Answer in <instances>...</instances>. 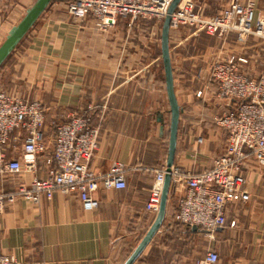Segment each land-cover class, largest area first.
<instances>
[{"label": "crops", "instance_id": "obj_1", "mask_svg": "<svg viewBox=\"0 0 264 264\" xmlns=\"http://www.w3.org/2000/svg\"><path fill=\"white\" fill-rule=\"evenodd\" d=\"M37 0H0V49ZM191 1L210 17L227 0ZM264 19V0H256ZM162 23L118 18L97 26L92 16L68 14L66 0H53L0 61V92L44 108L43 142L52 148V123L80 115L97 127V147L88 164L94 175L123 168L126 187L98 190L94 211L82 210L74 195L54 191L38 204L17 198L0 210V253L20 264H123L156 214L144 211L153 175L146 168L166 165L170 107L161 55ZM234 34L223 38L194 28L168 32L173 94L178 108L173 166L199 173L211 167L225 146V131L214 122L229 107L218 101L209 82V65L235 55L247 60L241 70L250 78L264 74V49L252 38L244 46ZM263 49V50H262ZM201 91V96L196 93ZM10 135L9 159L20 158L21 141ZM49 153L37 156L35 170L0 174V194H15L30 182L48 177ZM249 199H235L226 209V225L209 238L170 223L178 195L169 189L158 232L133 264H264V170L249 160L243 170ZM203 236L204 252L196 251ZM207 237L209 241H207ZM177 246V247H176Z\"/></svg>", "mask_w": 264, "mask_h": 264}, {"label": "built area", "instance_id": "obj_2", "mask_svg": "<svg viewBox=\"0 0 264 264\" xmlns=\"http://www.w3.org/2000/svg\"><path fill=\"white\" fill-rule=\"evenodd\" d=\"M172 0H66L69 15L83 19L92 16L97 26H112L118 18L132 22L138 18L163 22ZM194 28L210 36L223 38L234 34V42L244 46L252 38L264 46V19L256 15V0H227L221 10L210 17L195 11L191 1H180L170 14L169 29ZM247 60L229 55L209 65V82L215 98L229 107L214 117L225 131V146L209 169L192 173L173 165L169 169L170 188L178 195L170 223L189 229L197 227L209 238L226 225L227 206L235 199L246 202L243 170L249 160L264 169V74L250 78L241 70ZM201 91L196 93L201 96ZM44 108L37 101H22L0 92V174L16 176L33 172L37 156L48 154L46 179L34 178L27 188L15 194H0V210L17 198L38 204L42 197L51 199L54 191L74 195L82 210L94 211L98 201L94 194L102 190L126 187L123 168L114 166L105 175H94L88 164L97 147L98 129L90 119L72 116L66 122L52 123V148L43 142ZM21 141L20 158L9 159L10 135ZM153 175L144 211L156 214L160 202L166 165L146 168ZM218 256L208 251L200 264H216ZM0 264H20L12 256L0 253Z\"/></svg>", "mask_w": 264, "mask_h": 264}, {"label": "water", "instance_id": "obj_3", "mask_svg": "<svg viewBox=\"0 0 264 264\" xmlns=\"http://www.w3.org/2000/svg\"><path fill=\"white\" fill-rule=\"evenodd\" d=\"M53 0H37L32 9L29 11L27 16L22 20L20 25L14 30L12 35L8 38L7 42L0 49V61L7 55V53L14 47V45L19 41V39L25 34V32L31 27L36 18L44 11L48 4ZM181 0H172L162 23V33H161V55L164 70L165 86L168 97V103L170 107V130H169V142H168V153L166 162V174L162 183V190L160 195V202L158 206L155 219L151 226L145 232L143 237L140 239L136 247L133 249L131 254L127 257L123 264H133L137 258L142 254L144 249L150 243L152 238L158 232L161 227L166 211V204L170 189V176L169 169L173 165V156L175 152V142L177 136V121H178V108L177 103L173 94V79L171 66L169 61V51H168V32H169V22L170 14L174 11ZM188 230L193 232L200 231L197 227L192 226Z\"/></svg>", "mask_w": 264, "mask_h": 264}, {"label": "rangeland", "instance_id": "obj_4", "mask_svg": "<svg viewBox=\"0 0 264 264\" xmlns=\"http://www.w3.org/2000/svg\"><path fill=\"white\" fill-rule=\"evenodd\" d=\"M258 44L261 46V48L264 49V46L262 44H260L259 42H258ZM195 240L197 241V243H195L194 250L196 249V251H198V252L202 250L201 252H204L203 247H205V245H204V238H203V236L196 237ZM206 240L209 241V238L207 237ZM198 263H199L198 261H191L190 263L186 261L185 264H198ZM175 264H180V263L179 262H175ZM181 264H183V263H181Z\"/></svg>", "mask_w": 264, "mask_h": 264}]
</instances>
